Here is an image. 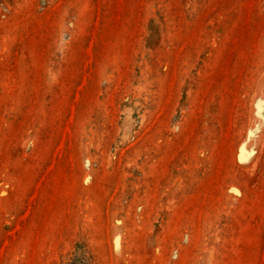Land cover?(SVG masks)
Segmentation results:
<instances>
[{
  "label": "rangeland",
  "instance_id": "obj_1",
  "mask_svg": "<svg viewBox=\"0 0 264 264\" xmlns=\"http://www.w3.org/2000/svg\"><path fill=\"white\" fill-rule=\"evenodd\" d=\"M263 93L264 0H0V264H264Z\"/></svg>",
  "mask_w": 264,
  "mask_h": 264
},
{
  "label": "bare ground",
  "instance_id": "obj_2",
  "mask_svg": "<svg viewBox=\"0 0 264 264\" xmlns=\"http://www.w3.org/2000/svg\"><path fill=\"white\" fill-rule=\"evenodd\" d=\"M264 94V93H263ZM257 112L251 113V121L253 122L256 118Z\"/></svg>",
  "mask_w": 264,
  "mask_h": 264
}]
</instances>
